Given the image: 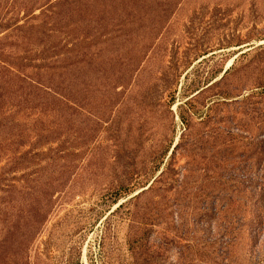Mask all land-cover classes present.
Returning a JSON list of instances; mask_svg holds the SVG:
<instances>
[{"label": "rangeland", "instance_id": "obj_1", "mask_svg": "<svg viewBox=\"0 0 264 264\" xmlns=\"http://www.w3.org/2000/svg\"><path fill=\"white\" fill-rule=\"evenodd\" d=\"M0 264H264V0H0Z\"/></svg>", "mask_w": 264, "mask_h": 264}]
</instances>
